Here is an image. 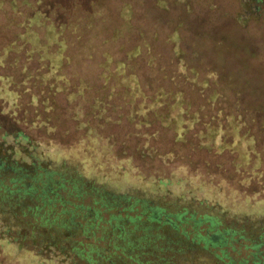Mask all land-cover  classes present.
Instances as JSON below:
<instances>
[{
	"label": "rangeland",
	"instance_id": "374dc122",
	"mask_svg": "<svg viewBox=\"0 0 264 264\" xmlns=\"http://www.w3.org/2000/svg\"><path fill=\"white\" fill-rule=\"evenodd\" d=\"M0 75V139L20 130L122 185L264 217V0H0ZM177 94L186 113L166 123ZM94 222L95 237L111 228ZM244 243L228 239L229 255L249 257ZM31 253L0 240L2 264Z\"/></svg>",
	"mask_w": 264,
	"mask_h": 264
},
{
	"label": "trees",
	"instance_id": "16d2710c",
	"mask_svg": "<svg viewBox=\"0 0 264 264\" xmlns=\"http://www.w3.org/2000/svg\"><path fill=\"white\" fill-rule=\"evenodd\" d=\"M41 12L37 9L31 19ZM65 24L55 16L47 32L50 38L56 39ZM183 101L177 94L167 104L170 110H178L175 116L167 110L164 122L184 118ZM155 102L163 104L159 99ZM45 150L20 130L4 133L0 139V240L33 251L38 264H264L257 250L264 236L260 231L264 217L234 212L228 220L226 209L172 195L160 188L164 183L156 189L131 182L122 185L71 155ZM86 198H90L87 203ZM57 204L59 213L54 210ZM204 208L207 212L199 214ZM78 209L85 211L86 224L79 222ZM112 209L109 219L104 218V212ZM97 218L111 228H103L102 235L95 237ZM205 222L208 226L202 231ZM88 235L96 243L76 240ZM238 237L249 240L244 243L251 249L249 257L229 255L227 241ZM102 240L106 243L100 244Z\"/></svg>",
	"mask_w": 264,
	"mask_h": 264
}]
</instances>
